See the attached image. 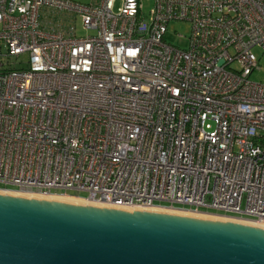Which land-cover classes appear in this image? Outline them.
<instances>
[{
    "label": "built area",
    "instance_id": "2783aa9c",
    "mask_svg": "<svg viewBox=\"0 0 264 264\" xmlns=\"http://www.w3.org/2000/svg\"><path fill=\"white\" fill-rule=\"evenodd\" d=\"M0 44V190L264 223V0H0Z\"/></svg>",
    "mask_w": 264,
    "mask_h": 264
},
{
    "label": "water",
    "instance_id": "95a60500",
    "mask_svg": "<svg viewBox=\"0 0 264 264\" xmlns=\"http://www.w3.org/2000/svg\"><path fill=\"white\" fill-rule=\"evenodd\" d=\"M0 264H264V226L0 190Z\"/></svg>",
    "mask_w": 264,
    "mask_h": 264
},
{
    "label": "rangeland",
    "instance_id": "374dc122",
    "mask_svg": "<svg viewBox=\"0 0 264 264\" xmlns=\"http://www.w3.org/2000/svg\"><path fill=\"white\" fill-rule=\"evenodd\" d=\"M72 1L88 4L92 0H72ZM143 4H144V10L147 13L152 5V0H143ZM61 17L65 19V14H63ZM75 25H76V35L78 36L85 35L86 33H92L91 31L86 32L85 30H83L79 19H77ZM168 33L170 36L173 35L174 33L183 35L182 38L175 37L173 41L178 43L179 45L181 44L182 46H185L186 38L189 35V25L184 21H171L168 25ZM254 52L258 56V64L260 66V69L254 71L251 74L250 79L254 81L264 82V52H262V50L259 47H255ZM4 54H5V47L0 44V60L3 63L5 64L10 63L15 67H23V68L26 67V61L28 58L26 54H22L21 56L16 58H7L4 56ZM211 127H212V123L206 125L207 130L210 129ZM69 193L75 194V192L72 191H69ZM79 195H85V194L80 193Z\"/></svg>",
    "mask_w": 264,
    "mask_h": 264
},
{
    "label": "bare ground",
    "instance_id": "6f19581e",
    "mask_svg": "<svg viewBox=\"0 0 264 264\" xmlns=\"http://www.w3.org/2000/svg\"><path fill=\"white\" fill-rule=\"evenodd\" d=\"M29 195V194H27ZM37 196H42V195H37ZM47 197H52V198H57V199H63V200H67V201H71V202H78V203H93V204H100V203H95V202H91V201H88L87 199H83V198H78V197H75V196H68V195H45ZM130 208H136V207H130ZM137 208H142V207H137ZM149 208H152V209H156V210H167V211H175V212H178V213H185V214H195V215H198V216H210V217H220V218H228V217H223V216H217V215H212V214H204V213H197V212H191V211H186V210H181V209H169V208H166V207H149ZM230 219H235V218H230ZM245 221V220H243ZM249 222V221H247ZM250 223H252L250 221ZM253 224H257V225H260V226H264V223H253Z\"/></svg>",
    "mask_w": 264,
    "mask_h": 264
}]
</instances>
